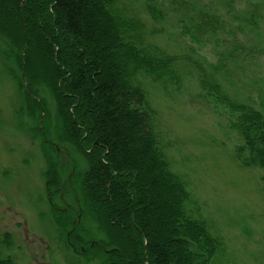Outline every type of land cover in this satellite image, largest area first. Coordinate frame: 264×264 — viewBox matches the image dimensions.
Masks as SVG:
<instances>
[{"label":"trees","instance_id":"16d2710c","mask_svg":"<svg viewBox=\"0 0 264 264\" xmlns=\"http://www.w3.org/2000/svg\"><path fill=\"white\" fill-rule=\"evenodd\" d=\"M125 1L133 0H0V64L41 141L52 220L68 249H95L101 264H214L221 239L199 219L186 183L170 170L143 88L145 80L178 88V58L155 44L160 30L149 31L145 19L127 12ZM138 1L152 23L170 9L192 44L229 25L234 50L241 45L236 30L257 26L264 12V1L247 0L253 8L234 28L222 12L212 11L211 0H168V7L166 0ZM238 1L221 0L228 20ZM221 58L211 72L191 61L198 87L240 136L234 148L240 165L264 170V113L223 88L218 76L236 61L231 52ZM61 143L73 145L86 163L80 173L73 166V178L80 218L95 225L97 240L53 203Z\"/></svg>","mask_w":264,"mask_h":264},{"label":"rangeland","instance_id":"374dc122","mask_svg":"<svg viewBox=\"0 0 264 264\" xmlns=\"http://www.w3.org/2000/svg\"><path fill=\"white\" fill-rule=\"evenodd\" d=\"M165 2L168 7V0ZM124 6L128 13L145 19L149 31L160 30L155 44L178 58V88L147 80L143 88L156 115L157 133L170 170L186 183L192 204L199 208V219L209 222L213 234L221 239L222 248L214 264H264V170L246 168L237 161L234 148L241 145L240 136L231 128L224 110L199 89L191 64L200 63L211 72V67L231 52L236 63L218 76L221 85L230 95L264 113V12L257 26L236 30L241 45L234 50L229 25L224 24L215 37L192 44L181 36L170 9L165 8L162 21L152 23L139 9L138 0L125 1ZM210 6L212 11L222 12L226 24L230 22L234 28L253 8L247 0L235 2L234 18L228 20L221 0H211ZM3 45L0 41V48ZM44 98L53 117L54 102L47 93ZM33 129L22 96L0 64V261L101 264L95 249L75 253L64 244L46 199V164L40 138ZM56 151L60 184L53 203L72 214L82 230L97 240L95 225L86 216L80 218L73 178V166L75 173H80L86 163L71 144L61 143Z\"/></svg>","mask_w":264,"mask_h":264}]
</instances>
